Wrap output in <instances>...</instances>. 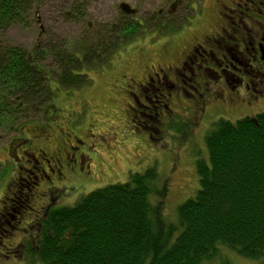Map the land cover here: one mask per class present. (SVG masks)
Returning <instances> with one entry per match:
<instances>
[{
    "label": "rangeland",
    "instance_id": "1",
    "mask_svg": "<svg viewBox=\"0 0 264 264\" xmlns=\"http://www.w3.org/2000/svg\"><path fill=\"white\" fill-rule=\"evenodd\" d=\"M169 1L37 0V16L32 14L27 24L17 23L6 34L0 33L6 44L30 51L40 29L46 32L45 40L51 39L53 44L65 41L71 47L73 39L80 38L86 27L98 29L120 20L121 5L138 11L135 19L144 21L140 32L102 65L98 58L91 60V65L83 70L90 79L81 86L61 87L55 62L52 58L43 62L42 68L49 77L47 113L27 121L19 130L0 131V227L6 229L0 234V264H42L27 247L40 232L36 219L44 211L45 198L40 194L46 195L47 187L43 182L30 186L25 170L32 168L25 149L33 155L39 148L60 155L58 149L62 154L66 144H74L71 147L76 153L84 152L89 175L78 180L81 186L59 194L54 208L73 205L91 190L124 182L130 173L153 166L169 186L164 201V214L169 220H176L177 205L196 192L195 160L198 155H206L204 136L216 117L211 119L212 115L207 120L206 115L193 128L187 109L190 103L186 101L194 95L193 77L188 76V69L178 73L166 67L181 64L200 31L213 26L218 8L216 0H181L183 7L177 16L187 13L189 19L178 31L165 35L169 31L159 27L161 19L155 15L160 7H176L178 2L164 6ZM73 2L82 3L86 11L80 21L66 20L60 13ZM189 3L194 10L185 8ZM149 75L154 81L150 80L147 88L142 84ZM208 109L211 114L218 111L211 106ZM243 109L227 110L221 118L234 122L243 116H254L264 111V97L246 108L247 112ZM28 187L32 190L29 203L25 199ZM218 256L211 264H221L223 258L231 264L257 262L224 246Z\"/></svg>",
    "mask_w": 264,
    "mask_h": 264
},
{
    "label": "trees",
    "instance_id": "2",
    "mask_svg": "<svg viewBox=\"0 0 264 264\" xmlns=\"http://www.w3.org/2000/svg\"><path fill=\"white\" fill-rule=\"evenodd\" d=\"M164 6L171 14L164 30L178 31L188 16H177L182 1ZM119 9L120 20L86 27L71 47L45 40L42 29L30 51L0 36V131L19 130L47 113L43 62H55L61 87L81 86L90 79L83 70L93 58L102 65L140 32L144 21L135 19L138 11ZM38 10L37 0H0V33L27 24ZM60 13L80 21L86 11L73 2ZM211 126L204 136L206 155L195 160L198 188L177 205L175 221L164 214L168 183L154 166L146 167L124 182L89 191L73 205L50 208L28 251L42 264H211L224 246L264 264V111L234 122L220 117Z\"/></svg>",
    "mask_w": 264,
    "mask_h": 264
},
{
    "label": "flooded vegetation",
    "instance_id": "3",
    "mask_svg": "<svg viewBox=\"0 0 264 264\" xmlns=\"http://www.w3.org/2000/svg\"><path fill=\"white\" fill-rule=\"evenodd\" d=\"M179 6L181 7V2ZM216 6L217 19L213 26L200 31L196 40L187 48L186 57L181 64H176L175 68L174 65L166 67L173 68V71L178 73H182V69L186 72L189 70L188 76L193 77L194 95L186 100L190 103L187 109L191 114L193 128L199 125L202 121L200 118L203 119L206 115H209L207 120L212 115L211 119H218L227 110L238 107L245 108L243 110L247 112L249 109L246 108L258 104L264 97V0H216ZM160 8L161 26L164 30V18L167 20L171 14L165 8ZM150 80L154 81L152 75L148 76L142 86L146 85L148 88ZM210 106L217 108L218 111L215 112L218 113H209ZM71 145L66 144L62 154V150L58 149L60 155L48 153L40 148L38 153L33 155L25 149L24 155H27L32 168L25 170L28 172L30 186H39L43 182L47 187L46 195L40 194L45 198L42 207L44 211L36 219V223L41 222L42 217L57 204L55 202L58 201L59 194L75 189V185L81 186L78 180L84 179L90 173L87 171L89 164L85 163L82 156L84 152L78 150L76 153ZM67 179H73L74 182L67 183ZM30 188L28 187L29 192L25 194L27 203L32 195ZM5 230V227H0V234Z\"/></svg>",
    "mask_w": 264,
    "mask_h": 264
},
{
    "label": "water",
    "instance_id": "4",
    "mask_svg": "<svg viewBox=\"0 0 264 264\" xmlns=\"http://www.w3.org/2000/svg\"><path fill=\"white\" fill-rule=\"evenodd\" d=\"M120 7H121L122 9H126V5H124V6H123V5H121Z\"/></svg>",
    "mask_w": 264,
    "mask_h": 264
}]
</instances>
